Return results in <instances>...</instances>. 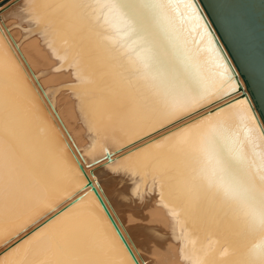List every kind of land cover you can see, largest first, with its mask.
I'll return each instance as SVG.
<instances>
[{"label": "bare ground", "instance_id": "obj_1", "mask_svg": "<svg viewBox=\"0 0 264 264\" xmlns=\"http://www.w3.org/2000/svg\"><path fill=\"white\" fill-rule=\"evenodd\" d=\"M144 23L160 58L182 70L198 32ZM208 86L210 99L145 134L155 122L146 90L71 0H0V264L237 259L236 225L195 179V140L174 143L241 108V91L207 76L194 87Z\"/></svg>", "mask_w": 264, "mask_h": 264}, {"label": "snow or ice", "instance_id": "obj_2", "mask_svg": "<svg viewBox=\"0 0 264 264\" xmlns=\"http://www.w3.org/2000/svg\"><path fill=\"white\" fill-rule=\"evenodd\" d=\"M71 2L129 65L131 79L146 90L145 103L155 122H146L145 134H150L149 128L155 130L156 123L163 126L166 120L180 119L194 104L210 99L212 87H194L205 76L211 84L226 81L227 91L241 87L231 66L215 56L214 40L204 19L206 8L201 9L203 0ZM146 16L175 37L182 31L198 32L196 48L180 61L182 70L156 53L145 34ZM108 32L112 35H105ZM202 51L212 52L215 59L202 61ZM238 103L240 109L209 121L174 143L193 147L195 140V179L201 190L221 200L236 225L240 251L229 264H264V120L257 118L264 117V110L257 111L255 96Z\"/></svg>", "mask_w": 264, "mask_h": 264}, {"label": "water", "instance_id": "obj_3", "mask_svg": "<svg viewBox=\"0 0 264 264\" xmlns=\"http://www.w3.org/2000/svg\"><path fill=\"white\" fill-rule=\"evenodd\" d=\"M205 8L204 19L235 80L246 81V91L242 83L238 88L240 96H255L257 111L264 110V0H203L201 9ZM98 200L117 228L103 200Z\"/></svg>", "mask_w": 264, "mask_h": 264}]
</instances>
